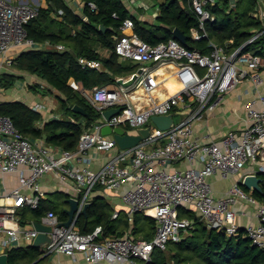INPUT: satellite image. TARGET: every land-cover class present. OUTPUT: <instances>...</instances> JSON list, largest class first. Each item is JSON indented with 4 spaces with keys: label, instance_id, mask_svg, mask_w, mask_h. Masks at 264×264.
Returning <instances> with one entry per match:
<instances>
[{
    "label": "built area",
    "instance_id": "obj_1",
    "mask_svg": "<svg viewBox=\"0 0 264 264\" xmlns=\"http://www.w3.org/2000/svg\"><path fill=\"white\" fill-rule=\"evenodd\" d=\"M232 11L238 0H229ZM134 10L148 13L149 5L143 0H127ZM221 5V0H191V6L200 20L198 28L191 30L193 41L209 39L207 22L216 17L208 6ZM93 11L94 4H90ZM39 7L25 2L0 0V56L14 48H32L35 42L28 38L26 26L38 16ZM160 13L159 6L152 18ZM63 11L59 12L61 16ZM254 18L264 23V1L257 3ZM122 35L115 36V51L124 60L140 63L142 74L134 86L146 83V94L153 90L148 78L153 70L171 64L174 77L181 90L173 96L148 103L146 97L135 101L133 89L121 85L111 90L107 86L93 90L91 100L100 111L101 119L82 134L76 151H60L47 147L44 139L31 141L16 127L10 117L0 115V172H19L20 185L8 196L9 203L0 200V245L7 248L13 241L23 238L33 244L38 236L33 224L21 225L17 218L19 209H38L46 193L41 180L51 174L64 184L75 188L79 206L69 226L56 213L49 211L41 223L53 228L51 243L43 250L44 255L63 254L77 262L82 256L86 264H149L156 249L166 250L170 242H180L182 232L193 226V221L180 218L182 207H191L214 230L225 231L231 237L238 234L241 226L233 206L239 200L248 202L257 210L260 223L250 224L245 230L253 245L264 250V203L246 193L239 183L230 188L225 196L216 198L208 178L222 174L232 176L248 165L264 162V95L247 103L248 126L238 133L225 135L220 141L199 140L193 125L204 120L214 111L223 96L230 93L239 82L252 79L259 83V71L264 68V57L246 48L264 33L255 36L236 50L229 52L211 41V52L191 50L176 39L151 45L134 31L131 19H126ZM232 43V41H231ZM65 51L66 47L57 45ZM83 68H94L95 61L80 59ZM118 82V81H117ZM133 86V87H134ZM150 104V105H149ZM260 104V107H257ZM145 105V107H144ZM147 105V106H146ZM140 106V108H138ZM42 108L36 106L35 111ZM121 108L120 114L107 121L103 112ZM173 114L185 116L180 123L167 130L156 127L153 116ZM151 123V125H150ZM150 125L149 137L137 146L118 149L112 136H105V126L112 129L126 127L137 134L138 129ZM113 153L99 170L90 167L91 150ZM186 164L181 169L176 166ZM100 187L105 191L125 188L122 196L130 222L138 213L156 221L152 240H137L130 235L115 237L105 235L102 226L92 232L82 233L78 222L88 204L90 194ZM120 212L113 214L118 219Z\"/></svg>",
    "mask_w": 264,
    "mask_h": 264
},
{
    "label": "trees",
    "instance_id": "obj_2",
    "mask_svg": "<svg viewBox=\"0 0 264 264\" xmlns=\"http://www.w3.org/2000/svg\"><path fill=\"white\" fill-rule=\"evenodd\" d=\"M46 1L48 7H39L38 16L26 26L28 38L36 43L49 41L55 45L63 44L67 49L23 52L12 64L19 71L39 76L58 91L62 95L59 97L60 111L71 116L74 121L63 119L38 127L42 116L21 102L0 104V115L10 117L31 141L46 136L48 145L68 151L76 150L84 131L91 129L101 119L100 111L79 91L71 88L69 80L73 78L83 90L92 91L97 87L116 84L115 77H125L139 69L138 65L122 60L115 51L114 37L122 35L121 27L126 19L133 21L135 33L148 44L169 42L174 39L173 30L178 28L188 37V49L205 54L211 52V41L232 52L254 37L256 30H264L263 22L253 16L257 8L256 0H238L232 11H229V0H221V5L208 6L216 21L207 22L209 39L199 42L193 41L191 37V30L200 24L191 0H161L159 15L151 18L154 21L144 19L142 11L133 10L126 0H80L84 5L81 12L66 0ZM245 1L249 2L247 9L243 8ZM90 4L96 6L95 11ZM60 11H63L61 21L51 17L53 13L59 15ZM100 27H104L105 32ZM98 45L110 50L109 58L100 57L96 52ZM245 51L264 57V33ZM80 58L100 61L103 70L83 69ZM158 71L162 73L164 69ZM17 79V76L5 75L1 85L5 89L12 88ZM75 105L85 109L89 117L74 113L72 108ZM258 176L264 180V173ZM241 187L249 193L242 184ZM251 195L264 203V181L262 192ZM63 203H66V198ZM59 206L49 199L42 201L38 209H25L31 212L34 221L42 220L48 211L56 213L61 221H66L67 214ZM179 215L182 219L192 220L193 226L182 232L180 242H170L166 250H154L153 260L149 264H264V250L253 245L245 228L241 227L237 235L229 237L225 231L211 229L191 207L180 208ZM112 216V208L98 197L88 208L87 215L80 218L78 227L82 233L92 232L102 226L107 236L124 237L130 234L137 240L153 239L156 230L154 219L142 213L136 214L132 222L125 216L118 220H113ZM43 256L41 249L32 246L14 249L9 252V264H34L36 261L35 264H40L46 259Z\"/></svg>",
    "mask_w": 264,
    "mask_h": 264
},
{
    "label": "crops",
    "instance_id": "obj_3",
    "mask_svg": "<svg viewBox=\"0 0 264 264\" xmlns=\"http://www.w3.org/2000/svg\"><path fill=\"white\" fill-rule=\"evenodd\" d=\"M13 1L15 3L25 2L43 8L48 7L46 0H13ZM66 1L69 4H71V6H73V8L76 9L78 12L82 11L84 5L80 0H66ZM261 1L264 0H256L257 3ZM143 2L149 3L148 0H143ZM51 17L60 21L62 20V17L55 13L51 14ZM58 45H63V44H58ZM56 46L57 44L56 45L52 44L49 41L45 43L35 42V45L32 48L12 49L6 55L5 57L6 60H4V57L0 56V104L9 103V102H21L26 104L33 111H35L34 109L36 106H41L42 108L35 111L42 116V120L37 123L38 127H42L45 124H50L55 121H62L63 119H67L71 121H74V119L71 116H68L60 111L59 97H62V95L58 91L52 89L50 85L39 76L32 75L30 73L15 69L12 63L23 52L33 51V50H42V51H47L51 49L57 50ZM96 52L99 53L102 59H107L111 55L110 50L101 45L96 46ZM127 61L134 65H138L139 69L141 68L140 63L134 62L132 60H127ZM95 62L98 64L97 67L94 68L82 67V68L103 70L101 62L100 61H95ZM161 68L164 69L162 73L158 71ZM161 68L153 70L150 76L148 77L151 81L150 87L153 89L151 90L150 94H146L147 91L146 83L143 86H141V88L140 85L132 87L133 97L135 98V101L137 100L140 102V99L146 97L148 103H150V101L152 100L156 102H160L173 96L175 93L181 90V85L179 81L174 77V73H175L174 66L169 64V66L166 67L162 66ZM5 75H13L18 77L12 88L5 89L2 87L1 79ZM132 75L133 74L125 77H115L116 84L109 86L107 85V87L110 88L111 90H116L118 89L119 86L117 82L119 78L128 79L131 78ZM259 77L261 78V81L259 83L253 81L252 79H245L239 82L237 86L234 88V90L223 96L218 107L214 111L206 114L204 120L195 122L193 128L196 138L199 140L211 139L214 141H220L225 135L230 133H238V135H240V132L248 126V111L246 107L247 103L257 98L259 95H264V68L261 69V71H259ZM68 85L74 90L79 91L82 96H84L91 104H93L91 100L93 90L92 91L83 90L81 88V85L78 82H76V80L73 78L69 80ZM257 107L259 108L260 104H257ZM138 108H140V106ZM179 116H181L182 118L185 117L182 115ZM124 129L126 130V132L133 134L135 133L130 129L128 130L126 127H124ZM111 136L113 137V135ZM45 137L46 136H44V138L42 139H44L46 142ZM46 145L47 147L57 151L64 150L58 146L48 145L47 142ZM115 152L117 151L115 150L113 153ZM113 153L99 152L95 149L91 150L89 152L90 156L93 158L91 159V163H90L91 169L95 171L99 170L101 167L105 165V163H107L109 157ZM176 167L184 169L187 166L186 164H179ZM258 172L264 173V162H259L256 165H248L243 171H241L236 175L227 176V177L223 176L222 174L213 175L208 178V183L210 184L213 190L214 196L216 198H221L225 196L226 192L230 188H232L236 183L240 184L243 182L246 176L251 174H256ZM41 184L43 190L46 193L42 201H48L49 199H51L55 205L57 206L60 205V207L65 210V212L70 209V204L68 203L67 200L72 198L78 199L77 192L73 187V185L62 183L55 176V174L45 176L41 180ZM19 185H20L19 172H8V173L0 172V200H2V203H9L7 196ZM124 191H125L124 187L120 190L111 191V192L105 191L100 187H97L90 194V199L88 204H92L96 198L101 197L112 208L113 214L119 211L121 214V217L119 218H122V216L127 217V209L124 205L122 198ZM252 193L253 192L249 190V194ZM65 198H66V203H63L61 205L60 202H63ZM233 209L237 213L236 215L237 223L242 228H246V226L250 224L258 225L260 223L259 218L257 216L256 208L250 205L248 202L239 200L233 206ZM17 218L20 221L21 225L28 227H30L31 224L35 225V223H41L42 221V220L34 221L31 218V212L29 210H26L25 208L18 210ZM118 219H113V220H118ZM67 220H68V215H67ZM22 222L26 224H22ZM29 246H32V244H29L23 238H20L18 240L13 241L9 246H7V253H9L14 249H21ZM42 258H46V259L44 262H41L40 264H77L72 260L71 257L63 254H51L47 256L44 255ZM37 262L38 261H36L35 263ZM77 262L79 264H86L82 256L78 257Z\"/></svg>",
    "mask_w": 264,
    "mask_h": 264
},
{
    "label": "water",
    "instance_id": "obj_4",
    "mask_svg": "<svg viewBox=\"0 0 264 264\" xmlns=\"http://www.w3.org/2000/svg\"><path fill=\"white\" fill-rule=\"evenodd\" d=\"M100 30L105 32L104 27H100ZM173 36L174 39L181 42L183 45H187L188 43V37L180 31L178 28L173 30ZM142 68L138 69L136 73H134L131 78L125 79V78H119L118 84L125 87V88H131L134 86V84L137 82L139 76L142 74ZM73 112L76 114H80L84 117H89V114L86 112L85 109L82 107L75 105L72 108ZM122 111L121 108H111L103 112V117L109 121L112 117L120 114ZM152 123L158 127L161 130H167L174 126L175 119L174 115L168 114V115H161V116H153L151 119ZM150 128L151 126L148 125L146 127L138 129L137 134L126 132V130L122 127H117L115 129H112L110 126H105L102 130V134L105 136H111L113 135L115 141L117 142L120 149H129L132 147L137 146L143 139L149 137L150 135ZM46 138V137H45ZM258 172L256 174L248 175L244 178L242 184L245 188L248 190L254 192H262V183L263 179L259 177ZM70 204V209L66 211L68 215V220L66 222L61 223L60 225L69 226L72 222V219L75 215V212L78 209L79 201L75 198L67 200ZM91 204H87L83 210V214L87 215V210L90 207ZM35 229L39 231L38 236L34 239L32 247L44 250L50 243H51V235L53 228L49 225H46L44 223H35L34 225ZM0 264H9V253H7V248L3 245H0Z\"/></svg>",
    "mask_w": 264,
    "mask_h": 264
},
{
    "label": "rangeland",
    "instance_id": "obj_5",
    "mask_svg": "<svg viewBox=\"0 0 264 264\" xmlns=\"http://www.w3.org/2000/svg\"><path fill=\"white\" fill-rule=\"evenodd\" d=\"M148 1H149V3L148 2H146V3L149 5L150 8L148 10V13L144 14V19H149L151 21H154V19H151V18L153 17V14L155 12H157V7H158V5L161 4V0H148ZM248 3H249L248 1H245L243 4L245 7H243V8L247 9V7L249 5ZM260 27H261V25H260ZM262 27L264 28V23H262ZM183 120H184V117L182 118L181 116L175 115V122L176 123H180ZM150 125H151V123H150ZM60 203H61V205L63 204V202H60Z\"/></svg>",
    "mask_w": 264,
    "mask_h": 264
}]
</instances>
